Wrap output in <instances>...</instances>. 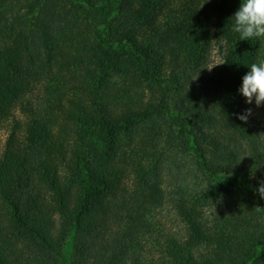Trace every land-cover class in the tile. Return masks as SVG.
Wrapping results in <instances>:
<instances>
[{"label":"trees","instance_id":"obj_1","mask_svg":"<svg viewBox=\"0 0 264 264\" xmlns=\"http://www.w3.org/2000/svg\"><path fill=\"white\" fill-rule=\"evenodd\" d=\"M173 1L0 0V264H138L148 236L150 264H264V111L237 119L262 38L231 30L240 0ZM180 156L253 198L207 215L161 183ZM166 204L177 238L153 222Z\"/></svg>","mask_w":264,"mask_h":264},{"label":"rangeland","instance_id":"obj_2","mask_svg":"<svg viewBox=\"0 0 264 264\" xmlns=\"http://www.w3.org/2000/svg\"><path fill=\"white\" fill-rule=\"evenodd\" d=\"M178 2L179 0L173 1L174 4H178ZM261 48L262 53L264 54V38H262ZM261 61H264V55ZM221 66L222 55L217 51L216 48H212L208 56L207 63L201 66V70L203 72H206L207 77L215 76ZM92 80L97 81L96 78ZM194 81L198 83L197 78H194ZM148 92L149 91L147 90V92L145 93V100L149 98L151 99L152 97V95H149ZM33 94L40 98L43 97V83L40 85L38 84L37 87H33ZM207 104L219 105L220 102L214 100L213 98H210L207 99ZM242 107L245 110L251 108V115L253 116L261 115L264 111V105L256 107L254 103L246 104L244 98ZM10 123L11 121L8 120L0 127V152H2L5 142L7 140L8 130L11 125ZM140 125L141 124L138 125V128H141L142 125ZM176 158L177 160H175L176 162H174L175 165L173 167L165 165L164 170L160 173L162 185L164 186L165 190L170 191L176 188L177 186L184 188V186L187 184V186L194 188L195 196H199L201 198L209 197L208 202L203 203V210L207 215L211 216L214 211H224L229 208L233 210L236 204L240 205L241 202H250V200L253 198L248 192L241 191L240 189L233 191L224 188V190H222L224 187V185L221 183L222 181L215 180L214 182H210L206 179H203L200 174L193 176L192 174H190L191 167L187 163V159L185 161V159L181 156L180 158ZM250 176L258 184L259 181L264 180V171H259L258 173H250ZM152 218L153 222L156 224L158 230L161 231L162 234L171 235L176 238L183 234V225L181 224L177 216L174 214L171 207H169L167 204L153 210ZM146 243L147 245L145 246L144 250L140 252L141 263L139 262L138 264H150V236H148ZM70 246V243H68L63 252L67 260L70 259L71 255ZM124 264L137 263H135L132 259H127Z\"/></svg>","mask_w":264,"mask_h":264},{"label":"clouds","instance_id":"obj_3","mask_svg":"<svg viewBox=\"0 0 264 264\" xmlns=\"http://www.w3.org/2000/svg\"><path fill=\"white\" fill-rule=\"evenodd\" d=\"M231 30L239 40L254 41L264 38V0H240L238 9L230 17ZM241 78L238 92L246 104L264 105V61L250 64ZM252 109H246L237 119L247 122ZM257 194L264 199V180L258 182Z\"/></svg>","mask_w":264,"mask_h":264}]
</instances>
